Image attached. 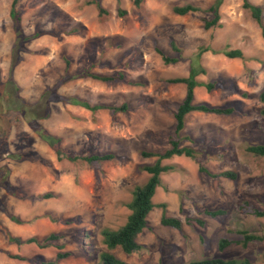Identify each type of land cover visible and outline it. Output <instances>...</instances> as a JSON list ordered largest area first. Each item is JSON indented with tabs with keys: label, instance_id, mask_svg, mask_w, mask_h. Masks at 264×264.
<instances>
[{
	"label": "rangeland",
	"instance_id": "rangeland-1",
	"mask_svg": "<svg viewBox=\"0 0 264 264\" xmlns=\"http://www.w3.org/2000/svg\"><path fill=\"white\" fill-rule=\"evenodd\" d=\"M13 1L0 0V100L8 110L0 113V137L6 152L26 159L0 160V167L9 169L10 185L0 186V264H101L104 252L127 264H189L206 258L264 264V242L219 250L221 239L241 240L242 231L264 235V218L251 213L264 211V158L247 151L249 146L264 145V104L259 100L264 91V39L243 1L224 0L222 28L206 30L204 21L213 18L206 10L215 0H144L140 7L134 0H20L17 9L24 35L36 31L56 35H43L20 47L10 16ZM249 1L262 8L264 23V0ZM96 2L108 14L100 16ZM186 5L200 11L185 16L174 12ZM74 30L78 33L70 34ZM157 49L181 61L166 65ZM231 50H241L244 58L226 57L224 52ZM16 58L20 62L11 71ZM91 67L92 73L101 75L124 73L125 81L81 78ZM198 67L203 73L197 80L214 82L216 88L211 93L196 88L195 101L234 107L238 113L193 112L177 136L175 113L187 88L169 80L188 77ZM10 79L32 107L29 119L60 137L66 154L111 153L115 159L93 165L59 160L16 111L20 102L13 86H7ZM71 99L91 107L127 105L128 111L92 112L68 103ZM172 137L197 155L162 161L174 170L161 175L153 200L166 204V215L180 219L183 231L163 226L164 210L155 208L137 239L141 250L131 255L120 247L108 250L103 230L125 225L135 188L150 177L143 167L157 161L144 158L142 152H164ZM200 167L214 174L235 172L238 179H213ZM13 190L23 197H16ZM45 194L52 197L45 199ZM219 208L227 214L216 219L204 214ZM11 215L25 223L17 225ZM188 218L203 219L206 225L189 226ZM52 234L61 239L46 249L9 241L10 236L44 240ZM8 252L26 261L12 259ZM58 253L71 256L56 261Z\"/></svg>",
	"mask_w": 264,
	"mask_h": 264
},
{
	"label": "trees",
	"instance_id": "trees-1",
	"mask_svg": "<svg viewBox=\"0 0 264 264\" xmlns=\"http://www.w3.org/2000/svg\"><path fill=\"white\" fill-rule=\"evenodd\" d=\"M20 0H14L11 7L10 16L13 21L14 31L16 33L18 46H22L24 43L29 42L34 39H38L43 35H52L56 36L53 33L49 32H41L36 31L31 36H26L23 33L22 29V16L21 12L17 9V5ZM144 0H134V5L136 7H140ZM243 1V8L249 11L255 20V22L259 25L262 30V36L264 39V23H263V10L261 7L252 4L249 0H242ZM224 0H215L214 4L206 10L207 12L211 13L213 18L212 20H205L204 28L209 30L211 28H222L223 24L221 23V14L220 9L223 5ZM99 10V15L102 16L104 14H108V12L101 6L99 2L95 3ZM200 11L199 8L193 5H186L184 7H177L174 9V12L180 16H185L190 13H195ZM121 16L125 15V11H119ZM75 30L70 32V34H76ZM172 47L175 51L179 52L178 48L175 46V43H172ZM21 49V48H20ZM158 54L162 57L164 63L166 65L170 64H177L181 61V57H168L165 55L163 51L157 49ZM224 55L230 59H243V52L241 50H231L225 51ZM19 59H14L12 62L11 71L19 64ZM69 65V62H67ZM91 69H89L85 74L80 76L81 78H92L95 80H99L106 83H117V82H124L125 81V74L124 73H117L114 75H101L92 73ZM203 73L202 67H198L196 69L191 70V73L188 77H180L169 80L171 84H183L186 85L187 91L186 96L178 106L177 112L175 113V135L180 136V134L184 131L187 122V116L193 112L217 115V116H231L235 113H238L234 107H220V106H212L208 103H197L195 101V89L198 87H204L207 92L211 93L216 88V83H204L197 80V77ZM77 77V76H73ZM71 79V77L69 78ZM76 79V78H72ZM12 85L15 94H17V100L20 102L17 105V110L21 113L24 118L27 119V122L35 131V133L39 136V138L44 141L57 155L59 160H63L64 158L70 161H78L82 160L89 165H93L96 163L112 161L115 159L114 154L107 153V154H91L84 157H75L69 156L65 153L64 149L61 147L62 139L58 136L50 134L45 128L41 127L38 124H34L33 120L29 119V111L32 109L31 105L26 103L24 99L19 96L20 88L16 85L13 79H10L7 82V86ZM9 94V93H8ZM245 96L247 94H244ZM247 97V96H246ZM4 99L0 100V113L3 115L6 114L7 108L4 106L2 102ZM259 100L261 103L264 104V91L260 93ZM68 103L72 105L81 106L86 108L92 112H96L103 109H111L114 112H127L128 106L123 105L121 107H107L105 105H96L91 107L88 103L82 102L77 99L68 100ZM262 115L264 116V109L261 111ZM32 115V114H31ZM1 136V133H0ZM5 140L0 137V160L4 158H13V159H26L24 155H16L14 153L6 152L4 148ZM247 151L256 157L264 158V145H253L247 148ZM197 155V151L189 146H182L180 140H176L173 137L170 138V148L164 152H142V156L144 158H153L156 157L157 161L154 165H146L143 167V171L149 174V179L147 182L142 186H137L133 192V197L131 202L128 204V208L130 210V215L127 219V222L124 226L117 230L111 229H104L102 232L103 241L105 246L108 250H115L117 248H121L124 253L131 255L139 250L142 249V246L138 243L137 239L142 232L148 228V217L150 213L155 208H162L163 215L161 218V224L165 227H170L176 229L178 231H183L184 224L178 218H171L166 215V204L156 205L154 203V196L156 195L157 189L161 185V175L164 173H168L174 170L173 166L163 165V160H169L173 157H187L190 159H195ZM199 171L201 173L207 174L209 177L213 179L223 178L229 179L231 181H236L238 179V174L231 171H224L218 174L211 173L209 170L200 167ZM9 178V169L7 167H0V186H9L8 182ZM13 194L16 197L22 198V194L18 190H13ZM51 194H45L43 198H51ZM253 215L259 218H264V211L259 209H253L251 211ZM204 214L212 219H216L222 217L227 214V210L224 208L219 209H206ZM10 219L12 222L16 223L17 225H23L25 222L20 218L11 215ZM65 224H69L68 221H63ZM196 222L200 227H205L206 221L203 219H195L192 220L188 218L186 223L189 226H193V223ZM242 235L241 240H229L227 238H223L219 241V250L223 251L227 247L236 244L241 245L243 248H247L251 243L255 242H264V235H256L251 234L248 231L240 232ZM61 236L58 234H52L48 236L44 240H40L36 237H32L26 240H22L21 238H15L13 236L9 237V241L12 244H16L18 246L21 245H31L35 244L42 249H46L51 246V242L59 241ZM62 249V248H60ZM7 255L12 259H17L20 261H26L25 258H22L19 255H13L11 253H7ZM70 253H58L56 256V261H61L70 257ZM101 264H127L126 262L117 258L111 252H104L101 254ZM189 264H253L249 259H222V258H206L199 261H194Z\"/></svg>",
	"mask_w": 264,
	"mask_h": 264
}]
</instances>
